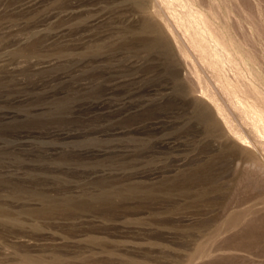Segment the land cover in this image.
Listing matches in <instances>:
<instances>
[{
  "label": "rangeland",
  "instance_id": "rangeland-1",
  "mask_svg": "<svg viewBox=\"0 0 264 264\" xmlns=\"http://www.w3.org/2000/svg\"><path fill=\"white\" fill-rule=\"evenodd\" d=\"M196 1L233 34L244 9L264 62V0ZM144 16L0 0V264H264V200L248 198L264 174L230 164L222 120L202 118L213 70L195 55L187 75L170 35L172 59L149 48Z\"/></svg>",
  "mask_w": 264,
  "mask_h": 264
},
{
  "label": "bare ground",
  "instance_id": "bare-ground-1",
  "mask_svg": "<svg viewBox=\"0 0 264 264\" xmlns=\"http://www.w3.org/2000/svg\"><path fill=\"white\" fill-rule=\"evenodd\" d=\"M164 1L177 4L183 10L167 12L163 7ZM133 5L137 12L145 15L141 33L148 36L149 48H159L167 58L172 59L173 45L168 37L170 35L177 46L180 60L188 67L187 75L198 82L201 79L199 71L190 66L189 59L192 60L195 55L204 66L207 65L213 70L214 81L210 80L211 87L203 89L202 96L210 102L215 112L204 108L202 118L215 127L222 126L216 117L222 120L224 136L232 137L228 138V148L224 152L230 164H235L237 169L249 168L263 175L264 83L261 73L264 62L259 53L251 55L252 44L245 10L237 16L238 27H234L237 31L233 34L229 27L223 29L217 24L218 14L212 8L207 13L196 0H152L150 8L146 0H133ZM211 43H214V47ZM259 44L263 46L264 41L259 40ZM249 61L260 69L250 66ZM227 63L235 68L236 78L232 79L225 74ZM259 191L250 194L249 200L252 196L264 200ZM36 260V257L23 255L18 264H33ZM63 261L57 259L56 263L69 264Z\"/></svg>",
  "mask_w": 264,
  "mask_h": 264
}]
</instances>
